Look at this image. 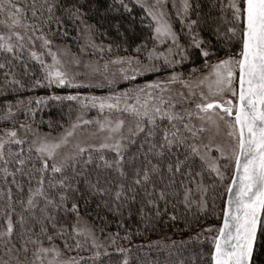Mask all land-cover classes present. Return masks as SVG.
<instances>
[{"label": "snow or ice", "instance_id": "6c2138e0", "mask_svg": "<svg viewBox=\"0 0 264 264\" xmlns=\"http://www.w3.org/2000/svg\"><path fill=\"white\" fill-rule=\"evenodd\" d=\"M135 2L150 18L149 27L153 32L152 47L149 48L145 42L134 49L136 56H116L104 61L103 64L99 61L87 62L84 64L87 72L79 73L71 71L68 67L73 64L79 67L81 64L79 57L73 55L71 60L62 59L63 56L69 55V50L57 48L53 51L52 41L44 34V26L54 21L59 28L63 25L65 17L73 23L78 21L83 26V32L91 48L100 53L105 51L111 53L113 47L111 44L97 45L91 39L93 25L85 22L86 13L81 6L73 3L64 7L58 4L57 0L51 2L44 0L38 7L35 0H32L31 4L21 7L13 0H0V14L7 17V20L0 23L8 29L7 35L0 33V53L5 54L0 61V70H3L4 77L0 84V94L21 91L27 87L109 86L111 88L119 81L132 82L138 76L171 69L169 75L164 78L158 77L146 81L143 85L133 84L122 91H110L108 95L82 98L79 95L51 97L56 100L76 101L82 108L91 106L101 113L105 110L123 112L132 117L133 122L125 129L123 119L113 121L105 118L103 122L96 120L99 129L106 132L103 142L87 147L76 144V151L60 153L58 150L69 143V138L74 136L81 124L93 123L78 116L58 139L49 140L45 137L38 138V142L33 141L40 161L39 167L32 164L26 171L31 157H24L22 149L13 152L8 147L6 150V145H23L24 139L18 136L14 127L4 130V135L0 136V173L7 187L3 190L5 205L0 213L5 221V226L0 230V252H2L0 264H89V262L104 264L100 261V257L111 254L107 249L101 253L100 249L103 245L97 243L92 228L79 215L78 205L74 201L70 206L68 204L67 190L73 189V185L69 182L65 170L70 167L75 170L74 165L81 162L86 152L87 157L83 159V164H92L91 150L101 153L99 160L102 163L97 167L112 169L117 174L119 182L116 183L115 191L108 186L114 183L112 179L106 178L105 186L100 187L99 174L96 175L95 180L86 172H76V176L82 177L83 182L93 192L105 195L111 193L117 202L126 200L134 202L137 188L142 189L144 195L149 197L147 204L155 209L157 217L161 215L158 201L167 204L169 195H179L174 190L177 174L188 177H193L195 174L200 177V182L195 185V192L199 195L198 200L193 199V188L183 180L179 183L184 189L182 199L184 206L190 208L195 203L201 211H204L208 206L206 200L208 189L203 184V169L214 173L221 184L228 178L226 170L231 169L230 183L225 187L227 199L223 209V224L219 228L210 226L204 230L216 232L212 237L214 245L211 255L212 264H258V262L264 264V0H228L227 8L231 12V24L227 28V34H230L228 40L238 42L239 48L235 53L229 48L224 57L217 58L215 63H211L210 58L216 57V52L207 46V42L199 36L198 31H194L198 20L190 18L192 6L189 0H181L180 7L176 11L181 24L188 30L190 39L186 45L180 43L179 36L170 22L169 13L166 11L169 0H153L151 5L145 0H135ZM118 3L126 11H131L125 0H118ZM172 7L177 8L175 0L172 2ZM27 9H31L32 19L39 21L38 23L27 22ZM57 10L61 11L62 16L56 15ZM221 10L223 12V6ZM44 12L47 13L46 17ZM18 28L25 29L26 33L30 32L31 35L22 34L16 30ZM215 32L219 38L221 36L219 28ZM26 40L32 45L29 48L30 59L36 61L43 71V79H36L30 85L17 78L13 70L15 66L12 64L13 60L23 63L19 53L25 49ZM35 40L41 41V48L44 51L35 50ZM165 44L167 47L162 48ZM193 49L203 57L202 66L209 71L201 77L189 76L185 79L184 73L175 69L191 59ZM83 51L82 47L81 52ZM141 53H144L143 59L140 58ZM45 55L50 57V63L45 61ZM110 65L118 67L113 70ZM24 68L27 74L26 63ZM197 71L195 67L191 69L192 73ZM117 74H119L118 79ZM78 75L99 76L102 80L80 81L76 79ZM176 84L187 89V96L183 91L176 93L181 100L199 94L200 100L195 103L194 109L177 110L176 105L179 101L173 98L174 89L171 87ZM44 99L39 98L36 103H42ZM23 103V100H18L15 110H19ZM31 103L29 99V105ZM15 110L9 103L0 113V121H11L15 124ZM32 111L29 106L28 112ZM194 118L199 124L193 122ZM222 126L226 128L223 135L230 138L227 141L217 140V137L222 135ZM20 128L31 130L30 126L25 124H20ZM141 133L144 134V139L139 144L137 152L128 156L126 160L125 152L128 151V145L135 144L136 140L132 138ZM205 133L209 134L206 138ZM158 135L159 139H157ZM125 141L128 143L126 144ZM31 150L29 148V152ZM104 150L113 152L114 158L107 159L103 154ZM213 151L217 155H212ZM141 157L143 159H140ZM221 160L226 163L221 165ZM198 161L202 169L194 173L193 167ZM125 164L128 166L127 171ZM11 165L16 167L10 171ZM49 172L52 177L47 181V186L49 189H58L55 196L45 189V174ZM18 173L27 177L29 187L26 199L14 201L13 190L9 185H15L17 192H24L23 183L16 178ZM35 173H39V176L36 177V186L32 187L31 181ZM165 173L168 174L167 183H163ZM57 174L60 178H56ZM9 177H11L10 181ZM153 177L163 183V187L159 190ZM123 181H130L127 192ZM193 182L189 180V183ZM169 189L173 190L169 192ZM128 192L133 195L129 197ZM154 194L156 199H151ZM40 201H43L42 207ZM16 203L22 209L19 213L14 206ZM212 207L215 208V203ZM37 208L41 213L40 217L36 216ZM59 210L76 214L71 232L63 226L57 227L54 213ZM25 213L31 217V223ZM13 214L17 216L18 231L13 222ZM142 219L150 220L151 217L143 214ZM171 219L175 220L176 216L172 215ZM46 222H50L52 232H49ZM117 236L119 233L109 235L111 244H116ZM123 238L130 239V236L125 235ZM57 239L62 241L63 249L56 243ZM69 239L74 242L70 243ZM29 245L32 247L30 248ZM90 249L94 251L88 260L78 255L81 251ZM115 251L126 254L130 249L117 247ZM65 252L69 254L76 252L77 255L65 257ZM107 264H116V261L110 259ZM122 264H129L127 255L124 256Z\"/></svg>", "mask_w": 264, "mask_h": 264}, {"label": "trees", "instance_id": "16d2710c", "mask_svg": "<svg viewBox=\"0 0 264 264\" xmlns=\"http://www.w3.org/2000/svg\"><path fill=\"white\" fill-rule=\"evenodd\" d=\"M153 0H145L146 3H150ZM21 7H25L32 3V0H13ZM37 6L43 4L44 0H35ZM51 2V0H50ZM173 0H169L167 8L170 11V16L173 21L175 30L179 36L181 44L186 45L189 42V35L187 27L182 25L180 18L176 15V9L172 7ZM191 4L190 18L198 20V24L194 27V31L199 32V36L207 42V46L216 52L217 56L210 58V62H216L217 58H223L225 52L231 49L235 53L239 44L236 41H229L227 34V28L231 24V12L227 8L228 0H189ZM57 3L66 7L73 3L82 7V10L86 13L84 20L87 24L93 25L91 32V39L97 45L107 46L111 44L112 52L105 51L100 53L94 50L88 45V38L83 32V26L79 22H70L65 17L63 25L57 27L53 21L50 25L44 26V34L52 41V44H59L67 46L72 52L76 54L81 53V48L87 49L91 56H96L103 60L105 57L110 59L116 56H136L134 51L137 45L147 43L149 48L152 47L153 41L152 28L149 27L150 18L147 16L145 10L140 7L135 0H125L131 11H126L119 3L118 0H57ZM178 5L179 0H175ZM223 6V12H222ZM27 22H39L33 21L31 16V9H27ZM39 15V12H38ZM57 16H62L61 11H56ZM44 16L47 13L44 12ZM2 16L0 15V18ZM219 28L221 36L218 38L215 30ZM66 33V34H65ZM228 45V47H226ZM167 45H163L162 48H166ZM127 48V51H125ZM193 55L189 61H186L176 67V71L184 73V78L189 76L195 77L199 73L205 72L208 68L203 67V57L197 54V50H191ZM22 57L23 63L19 60H13L12 64L14 72L18 79L22 80L26 85H30L32 81L36 79H43V71L40 65L30 59L29 51L25 49L19 53ZM3 53H0V61L4 58ZM144 53L140 54V58L143 59ZM102 57V58H101ZM100 60V61H101ZM27 64V74H25L24 64ZM195 67L197 72L192 73L191 69ZM3 70H0V84L3 82ZM171 72V69L162 70L159 73H153L146 76H139L137 81L128 82L130 85L134 83H145L146 81L155 80L158 77L164 78ZM128 83L121 85L128 86ZM118 86V85H117ZM87 88H70V87H27L24 90L12 92L8 91L7 94H0V113L11 103L14 106L18 100H23L24 103L20 105L19 110L16 111L15 124L11 121H0V134L5 129H12L13 127L17 132L21 131L20 124L29 126H35L39 131L57 133L63 128L67 127L75 118L84 110L76 101H70L67 99L56 100L52 99L53 96L67 97L69 95L87 96L89 95ZM102 92V91H101ZM104 92V91H103ZM93 94V92H91ZM94 93H100V91H94ZM39 98H45L42 103L37 104L36 100ZM82 98V97H81ZM29 99L32 103L29 105ZM31 107L32 112H28V107ZM27 113V114H25ZM34 113V114H33ZM165 126H167L165 122ZM135 144L128 145V151L125 152V159L128 156L137 152L139 144L144 139V134L141 133L137 137ZM159 139V135L157 136ZM10 147L13 152L20 151L22 149V155L24 157H31L28 161L26 171L35 164L36 167L40 166L38 154L34 147L31 145L30 139L24 140L23 145H6ZM31 148V152H29ZM91 150V149H90ZM92 151L93 163L89 165L83 164V159H86L87 152L81 159L80 163H76L73 167L67 168L65 174L69 177V182L73 185V189L67 190L69 197V206L74 201L78 205L79 215L87 218L93 225L96 233L103 242V247L100 249L101 253L105 249L111 254L110 256H101L100 261L104 264L111 259L116 261V264H122L124 256L127 255L129 264H212L211 255L214 251V245L212 243V237L216 235V232L204 231L208 227L219 228L222 224L223 209L225 207V201L227 194L225 187L230 183L231 169L226 170L228 178L221 182L217 180L214 173H211L207 169H203V184L207 187L206 194L207 209L201 211L197 204H192L190 208H186L182 203L183 199V186L179 183L183 180L189 187L193 188V199L198 200L199 195L195 192L196 183L200 182V177L193 175L188 177L186 175L177 174L174 185V190L179 193L177 196L169 195L168 202L158 201L161 215H155V209L147 204L149 197L144 195L142 189L137 188L135 193L136 200L117 202L113 199V195L100 194L90 190L83 182V178L76 176V172H86L90 174L91 178L95 180L96 175L99 174L101 178L100 187H104V180L112 179L114 183L108 185L115 191L116 183L119 182V178L115 171L112 169H105L97 167L102 162L99 160L100 152L96 150ZM103 154L107 159L114 158L115 154L109 150H104ZM151 158V157H150ZM140 159H143L141 157ZM155 162V160H154ZM51 163V162H49ZM226 161L221 160L220 164L223 165ZM16 165L10 166V171L14 170ZM202 166L198 161L193 167V172L201 171ZM125 170H128L127 164H125ZM222 170H224L222 168ZM184 170L182 169V172ZM39 173H35L34 178L31 181V186H36V177ZM168 174L165 173V181L167 183ZM52 177L51 172L45 174V189L52 195H56L58 189H49L47 181ZM17 180L21 181L24 186V192H17L15 185H9L13 190V200L18 201L21 198H27V189L29 183L27 177L17 174ZM56 178H60L57 174ZM156 181L157 190L163 187V183L153 177ZM11 177H9V181ZM189 180L194 181L189 183ZM125 183V190L127 192V185L130 181H123ZM213 185H215L213 187ZM6 185L2 179V173H0V213H2L5 205V197L3 190H6ZM173 189H169L171 192ZM128 196H132L133 193L128 192ZM215 197V200H213ZM151 199H156L154 194ZM215 203V208L212 207ZM16 212L22 211L20 205L16 203ZM40 206H43V201H40ZM143 208V213H141ZM51 211V210H50ZM147 214L151 217L150 220L142 219V215ZM57 220V227H65L71 232V225L74 223L76 214L72 212L65 213L63 210H59L54 213ZM175 215L176 219L172 220L171 216ZM26 218L31 223V217L28 213H25ZM36 216L40 217L41 213L39 208L36 209ZM13 222L16 224L17 216L13 214ZM147 225V226H146ZM5 226L3 215L0 214V230ZM46 226L49 228V232H52L50 222H46ZM16 230H19V225L16 224ZM36 231H39V225H36ZM119 233L116 237V244H111L108 239L110 234ZM125 235H129L130 239H124ZM15 239V237H14ZM69 242L72 243L71 239ZM47 243V242H46ZM56 243L63 249V243L57 239ZM31 248L32 246L29 245ZM85 247H89L85 245ZM117 247H123L130 249L126 254L118 253L115 251ZM92 249L88 251H81L78 255L85 257L86 260L93 255ZM2 254V252H0ZM31 253H29L30 255ZM65 255H77L76 252L67 253ZM90 264V262H89ZM259 264V262H258Z\"/></svg>", "mask_w": 264, "mask_h": 264}, {"label": "rangeland", "instance_id": "374dc122", "mask_svg": "<svg viewBox=\"0 0 264 264\" xmlns=\"http://www.w3.org/2000/svg\"><path fill=\"white\" fill-rule=\"evenodd\" d=\"M152 3H153V1L148 3V4L151 5ZM180 3H181V0H179V3H178L177 8H176V11L179 9ZM166 11L169 13L170 22H171V24L173 26L174 31H176L175 27H174V24H173V21H172L171 16H170V11L168 10V8H166ZM0 15L2 16L0 18V21L7 20L6 16H4L3 14H0ZM16 30L20 31L22 34L31 35L30 32L26 33V30L23 29V28H18ZM0 33L5 34V35L8 34V29L4 26L3 23H0ZM33 39H35V37H33ZM13 42H15V37H13ZM25 45H26V48H27L28 51H29V48L32 47V45H30L27 42V40L25 41ZM165 45H167V44H165ZM51 47H52L53 51H56L57 48H60V49L67 48L69 50V55L68 56H63L62 59H64V60H71L73 55L79 57V59L81 61V64H80L79 67H77L74 64L68 66L70 68V70L73 71V72L86 73L87 69H85L84 64L87 63V62H90V61H99L101 64H103L104 61L110 60L109 57H105V58H103V60H101L99 57L96 58V56H91L87 49H85L80 54H76V53L72 52L67 46H64V45L52 44ZM35 50L38 51V52L44 51L41 48V41L35 40ZM44 59H45V61L47 63L51 62L50 57H48L47 55L44 56ZM116 67H118V66L110 65V68L113 69V70H115ZM208 71H209V69L207 71H205V72L199 73L198 75H196L195 77H192V78H198V77H201L203 75H206L208 73ZM138 77H137V79H138ZM118 78H119V74H117V79ZM76 79L80 80V81L87 82L90 79L97 80V81L98 80H102V77H99V76L90 77L88 75H78L76 77ZM137 79L135 81H137ZM133 82L134 81H132V83ZM126 83H128V82L119 81L117 84L112 85L111 88L109 86H105L103 88H98V87H83V88H87L90 91L89 95H87V96H93V95L94 96H103V95H108L110 93V91H122L125 88L130 87V86L133 85V84L130 85L128 83V86L120 87L121 85H124ZM134 84L143 85L144 83H140V84L139 83H134ZM171 87H173V89H174V91L172 93L173 98L175 100L179 101V103H177V105H176L177 110H181V109H190V110H192V109H194L195 103L199 102V100H200L199 94H197L195 96H191L188 99L181 100V98L179 96H177L176 93L178 91H183L185 93V95L187 96V89L182 88L181 85H179V84L173 85ZM94 91H100V93H94ZM205 91H206V89H205ZM91 92H93V94ZM197 92H198V90H197ZM81 97H86V95L85 96H81ZM78 116H82L83 119L91 120V121H93V123H91V124H81V126L79 128H77L74 136L69 138V143L66 146H63L61 149L58 150L60 153H71V152L76 151V148H75L76 144H80L81 146L87 147L89 145H99L101 142H103V139H104V137L106 135V132L101 131L99 129V126L95 123L96 120H100L101 122H103L105 120V118L113 120V121H115L117 119H123L125 121V129L130 124H132V122H133V118L130 117L129 115H127L126 113L115 112V111L108 112L107 110H105V112L101 113V112L98 111V109L92 108L91 106H89L86 109L84 108V110H82V112H80V114ZM77 117L67 127L63 128V130H61V131H59L57 133H50V132L48 133V132L39 131L37 127L32 125V126H30L31 130L21 129V131L17 132V134H18L19 137L23 138L24 140L29 138L30 142H31V145L35 149L36 148V144H34L33 141H37L38 142V138H45V137H47V139H49V140L58 139L65 132V130L68 129L72 125V123H74L77 120ZM193 122L199 124V121L195 120V118H194ZM225 132H226V128H224L222 126V128H221L222 135L220 137H217L218 141H227V140L230 139L226 135H223V133H225ZM2 135H4V132L2 134H0V136H2ZM208 135H209L208 133H205L204 134L205 138ZM133 138H135V137H133ZM125 143L127 144L128 142L125 141ZM212 155L215 156V155H217V153H215V151H213ZM82 218L84 220H86L88 222V225L92 228V230L95 233V236L97 238V243L102 244L103 242L101 241V239L99 238L98 234L96 233L92 223L87 218H85V217H82ZM65 257H66V255H65Z\"/></svg>", "mask_w": 264, "mask_h": 264}, {"label": "water", "instance_id": "95a60500", "mask_svg": "<svg viewBox=\"0 0 264 264\" xmlns=\"http://www.w3.org/2000/svg\"><path fill=\"white\" fill-rule=\"evenodd\" d=\"M226 199H227V197H226ZM225 204H226V201H225ZM222 224H223V219H222ZM222 224H221V226H222Z\"/></svg>", "mask_w": 264, "mask_h": 264}]
</instances>
